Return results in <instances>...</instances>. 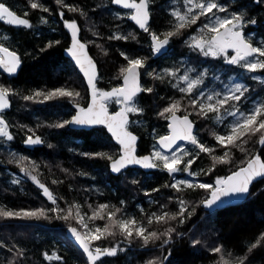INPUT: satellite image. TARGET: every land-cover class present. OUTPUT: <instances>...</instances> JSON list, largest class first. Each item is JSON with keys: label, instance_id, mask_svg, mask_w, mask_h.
<instances>
[{"label": "trees", "instance_id": "obj_1", "mask_svg": "<svg viewBox=\"0 0 264 264\" xmlns=\"http://www.w3.org/2000/svg\"><path fill=\"white\" fill-rule=\"evenodd\" d=\"M0 2L21 17L25 11L29 12L24 18L31 24L30 28H25L0 22V43L16 52L21 60L16 76L4 75L0 70V86L10 89L11 99L10 108L3 112V118L9 125V133L13 136L11 141L0 137V208L28 210L59 206L66 213L69 206L75 204L79 206V212L86 221L91 209L94 210L100 204H107L110 207L102 213L104 219L95 222L104 225L108 212L119 208L121 211L117 213L118 216L125 210L127 215L134 214L137 220H142L151 230L163 231L165 225L154 223L149 226L147 217L154 212L161 213L160 207L163 205L165 208L163 201L178 203L175 200L181 198L187 201L188 211L192 212L193 208L195 210L183 224L178 221L169 223V227L176 231L168 245L161 247V241H157L155 244L142 247V242L138 240L129 243L119 235L108 237L94 242V246L116 247L117 255L102 257L98 264H146L148 260L157 259L163 260V264H222L221 256L230 264H234L239 258H246L244 264H264L262 235L264 178L252 185L245 201L224 206L213 212L205 211L201 205V201L209 196V192L198 188H185L177 192L170 187H164L175 180H190L196 183L195 179H200L214 184L218 177H226L246 164L247 159L256 152L264 159V145L259 147L258 137H253L249 143L242 145L245 151L238 148L230 149L231 162L217 165L209 173L207 170L212 167L211 155L222 156L229 149L217 145L212 136V132L221 129H215V125H212L211 117L214 114L209 113L210 117L203 118L197 115L198 110L189 105V108H192L191 113L183 111L177 113L190 116L198 140L214 149L213 153H201L195 159L189 169L195 173L194 176L182 171L181 175L172 177L159 168L145 172L135 166L113 175L109 170L110 161L95 155L104 153L115 159L121 154L119 145L114 143L103 126L90 130L71 129L68 125L63 128L54 127L71 118L77 110V103L85 107L90 97L81 75L63 56L64 45L70 39L65 21L76 22L78 36L88 45L90 54L96 61L97 54L93 47L98 40L99 73L96 86L103 91H110L121 84L120 69L127 66V61L121 53L131 58L137 53H146L145 51L149 49L148 33L119 15L117 5H113L110 0H63L64 4L76 7L78 9L76 12L58 5L56 0H38L49 9L48 12L31 9L28 0ZM217 2L227 9L225 13L216 12L218 16L242 13L246 20L255 19L259 26L254 28L250 41L254 43L258 38V44H264V0H217ZM183 7V0H149L150 31L161 34L164 26L171 24L172 20L167 19L170 16V9L183 10ZM207 22V19L201 17L196 24L201 28ZM248 25L247 29L250 28V24ZM134 32L138 33V39L132 38ZM244 33L247 34L246 31ZM113 35L128 39H109ZM5 36L7 39H2ZM55 41L59 43L56 44ZM50 44L52 46H49ZM181 54L186 59H192L190 61L192 68L198 66V75L202 73V64L205 63L213 64L214 74L220 69H225L228 74L241 75L248 83L251 98L259 96L258 98L263 99L264 84L261 79L264 80V70L250 73L238 65H229L225 68L220 58L204 57L185 49ZM145 58L146 63L150 64L148 65L150 71L147 72L164 73L158 71L162 66V62L159 61L161 58L154 60L150 52ZM174 64L172 60L165 63L167 66ZM182 69L181 66V71ZM145 70L146 68L142 73L144 76L142 87L154 90L151 93L138 94L137 103L143 108V112L129 114L130 123L127 126L128 130L138 137V154L153 152L156 148V139L167 131V121L158 113L166 106L168 99H177L178 96L181 98L183 95L172 87L173 78L165 76L163 81L153 79L152 76L146 78ZM203 73L204 83L199 86L198 91L214 81L209 75L210 71ZM254 74L257 75L256 79H253ZM78 80L81 82L82 91L79 99L60 98L32 105L29 100L23 99V96L32 95L35 91L46 92L60 87L71 89ZM213 84L218 85L215 82ZM118 108L120 105L115 102L108 103V111L113 112ZM26 125L42 138L43 143L40 146L33 149L24 146L22 139L26 134H30ZM222 128L225 131L227 127ZM186 148L193 152L191 144H187ZM21 156L27 157V160L18 164L16 161ZM25 164H30L27 167L49 188L56 198V205L44 196L42 189L31 178L20 171ZM13 180H17L18 183L13 184ZM53 180L57 183H53ZM157 188L160 191L154 192L153 189ZM178 210L179 207L175 204V212ZM48 215L49 219L39 220L0 218V245H3L0 247V264H8L9 260H13V264H87L85 254L66 234L70 226L74 227L77 224L75 219L77 208H72V218L68 221L56 219V214L53 213ZM143 219H146V222ZM194 241H199V244H195ZM257 241H259L257 247L249 252L251 245ZM214 247H221L222 252L213 253L211 249ZM121 248L123 251H119ZM16 249L22 250L23 255L15 256ZM45 253L50 259L45 258ZM165 256L166 260L163 259Z\"/></svg>", "mask_w": 264, "mask_h": 264}, {"label": "snow or ice", "instance_id": "obj_2", "mask_svg": "<svg viewBox=\"0 0 264 264\" xmlns=\"http://www.w3.org/2000/svg\"><path fill=\"white\" fill-rule=\"evenodd\" d=\"M113 5L121 6L124 9L130 10L129 18L134 21L139 28L145 32H150L149 29V0H110ZM58 5L68 8L69 11L76 12L78 9L71 5L64 4L63 0H56ZM183 10L173 9L170 12L172 17L171 28L164 33L157 34L150 32L151 36V51L153 55L160 53L169 44L170 39L179 35L182 30L195 25L197 21L204 17L207 23L203 25L201 34L191 37L188 42V47L193 51L198 52L204 57L219 58L223 57L224 62L228 65H238L243 70L255 73L258 70H264V44L255 46L250 38H247L242 29L245 24H255L256 21L246 20L245 16L240 13H233L223 17L216 15V12L225 13L227 9L220 5L217 0H183ZM28 5L31 9H40L43 12H48L49 9L38 0H28ZM83 14V13H82ZM29 12L25 11L23 17L18 15L15 11L11 10L3 2H0V22L8 25L23 26L30 28L31 24L27 17ZM43 20V18H41ZM65 27L72 33V46L67 49L69 54L74 59L80 71L83 72L87 80L88 89L90 92V100L88 106L81 107L76 104L77 113L71 120L63 121L54 125L57 128H63L67 125H103L111 134L112 138L120 146L121 154L118 158H113L104 153H96L95 155L101 158L108 159L111 164V171L114 173L121 172L122 169L128 165H141L144 168H159L161 171L166 172L169 176H173L177 172H186L190 176L195 173L189 171L190 166L194 163L195 159L201 153L211 154L214 152L213 148L201 143L197 136L194 134L193 121L189 119L188 115L179 117L176 115L180 110L182 104L180 100L172 101L168 106L164 107L158 115L168 121V134L160 136L156 141L158 148H154L150 156L138 157L135 155V145L137 137L128 131V124L130 123L129 114L142 113L143 108L138 106L137 96L139 93L153 92V88H144L139 82L140 70L145 68L146 58L137 57L131 58L124 53V59L127 61V66L120 69V76L123 79L122 85L112 88L110 91H103L96 86V64L88 56L85 51L86 45L81 43L77 38L78 27L75 21L65 22ZM96 35V33H93ZM161 36L163 38H161ZM135 39V37H132ZM7 39V37H2ZM109 39H128L119 35L110 36ZM54 43L58 44L59 41ZM49 46H52L51 44ZM99 47V45H98ZM231 50L234 55H229ZM107 54V53H105ZM20 58L15 52L10 51L2 43H0V68L5 72L12 74L15 73L20 66ZM194 71V69H192ZM153 79L163 81L165 76L175 77L176 72L168 69L164 70L163 74H156L153 72L148 73ZM205 73H200L195 78H189L187 72L184 75L177 77L178 83L172 84L173 88L184 96L189 97L188 103L194 109L198 110L197 115L203 118H208L209 113L215 114V120L222 122L220 115L223 110L228 116L233 117L224 133L212 132V136L216 144L222 148L229 149L225 151L222 156L211 155L212 167L207 171L212 172L213 168L217 165H226L231 162L230 149L238 148L240 151H245L242 147L243 144L249 143L253 137H258L257 143L264 145V102L255 103L252 108L247 112H241L235 108L232 102H240L245 97L248 91L247 87L243 84L236 83L229 88L226 93L220 92L210 93L205 95L204 92L197 91L199 86L204 83L203 77ZM256 79V77H253ZM183 85V86H181ZM10 89L0 86V112H3L8 105V96ZM81 94L78 91H73L69 88L60 87L48 91H35L32 95H25L23 99L33 100L36 97H43L38 101H51L60 98L74 99ZM115 102L120 105L118 111L110 113L108 111V103ZM9 125L5 119L0 116V137L6 141L13 140V136L8 131ZM31 132L32 130L29 129ZM35 137V138H34ZM178 141H184L193 146V152H190L186 147L178 144ZM24 143L26 145H38L43 143L42 138L39 136L29 135ZM51 147V145H49ZM167 153V154H166ZM188 159H185V158ZM27 157H19L16 161L18 164L26 161ZM183 165V167H182ZM33 166V170H34ZM20 171L30 176L31 180L38 184L43 190V194L47 197L53 205L57 204L56 198L52 195L49 188L43 183H40L36 176L31 175V172L26 167H21ZM264 178V159L260 155H253L247 159L244 166H240L237 170L232 171L226 177H218L214 184L194 183L190 180H175L171 184H166L164 187H170L177 192L183 189L198 188L210 193L209 198L201 201L205 208H212L217 206L218 203L224 199H231L233 197H240L250 192L252 183L258 179ZM13 184L18 183L17 180L12 181ZM53 183L57 181L53 180ZM135 183V181H133ZM154 192H159L160 189H153ZM147 195V193H146ZM179 210L175 213L163 211L159 214L152 213L147 217V224L153 225L154 223L166 225L170 221H178L183 224L186 218H190L192 212L188 211L187 201L178 199ZM77 208V223L86 230L84 233L79 232L75 227H69L68 231L75 238L79 247L86 255L87 264H98L102 257H112L117 255L118 249L116 247L102 248L100 246L94 247V242L101 241L108 237H115L119 235L123 240L131 243L133 240H138L142 247H147L149 244H155L161 241V247L168 245L171 241L172 234L176 231L173 227H166L163 231H154L143 224H140L136 219L131 217L117 216L121 209L117 208L107 214V222L103 227L95 226L90 228L87 223H84V216L79 212L78 205H70L65 213V210L59 206L50 209L37 208L28 210H11L0 208V218L4 219H36L41 218L49 219V213L56 214L55 218L68 221L72 218V208ZM110 206L107 204L98 205L88 217L90 221L103 220L102 213ZM164 207L163 205L161 206ZM264 235V234H262ZM199 244V241H194ZM254 243L249 248V252L257 247ZM3 247V245H0ZM15 247V246H13ZM11 252L12 249H9ZM123 251V249H119ZM213 253H221V247H214L211 249ZM15 256H22L23 252L16 249ZM45 258L50 259L48 254L45 253ZM230 255V254H229ZM58 259V257H57ZM167 259V256L163 258ZM222 264H230L221 256ZM246 258H239L234 264H244ZM8 264H13V260H9ZM146 264H163V260H148Z\"/></svg>", "mask_w": 264, "mask_h": 264}, {"label": "flooded vegetation", "instance_id": "obj_3", "mask_svg": "<svg viewBox=\"0 0 264 264\" xmlns=\"http://www.w3.org/2000/svg\"><path fill=\"white\" fill-rule=\"evenodd\" d=\"M117 7H118V9H116L117 11H118V14L119 15H121V16H124L125 18H127L129 21H131L132 23H134L135 24V22L134 21H132L130 18H129V12H130V10H127V9H124V8H122L121 6H118L117 5ZM175 9H180V8H175ZM173 10V8L172 9H170V11H172ZM180 10H182V9H180ZM167 19L168 20H172V17H170V16H168L167 17ZM150 20V19H149ZM255 20V19H254ZM256 21V20H255ZM65 22H69V21H65ZM3 23V22H2ZM136 25V24H135ZM137 26V25H136ZM249 25L248 24H245V26H244V28L242 29V31H243V33H244V31H246L247 32V34H245L244 33V35L247 37V38H252L251 36H253V31H255L254 30V28L256 29L259 25H258V23L256 22L255 24H250V28L249 29H247V27H248ZM138 27V26H137ZM253 29H252V28ZM171 28V24H167L166 26H164V29H162L161 30V33H164L165 31H167V30H169ZM149 29H150V27H149ZM67 31H68V35H69V37H70V39L68 40V42H67V44L66 45H64V50H63V56L64 57H66L67 58V61L69 62V64H71L73 67H74V69H75V71H77L78 73H79V75H81V77H82V79H83V81L85 82V80H84V77H83V75L80 73V71L77 69V67H76V65L74 64V62L69 58V57H67V56H65V52H66V50L69 48V46H70V43H71V41H72V33H71V31L67 28ZM145 32V31H144ZM150 32H153V31H150ZM150 32H146V33H148V36H149V40H148V47H149V49L148 50H146L145 52L146 53H137L134 57H142V58H145V55L147 54V53H149L150 52V54L152 55V57H153V59L154 60H156V59H160L161 58V60H159V61H161L162 62V66L158 69V71L160 72V71H164L165 69H168V70H170V71H175L176 72V76L175 77H171V78H173V79H175V80H177V77H179V76H181V75H184L186 72H187V74H188V76H189V78H195L196 76H198V66L196 65L194 68H192V63L190 62V61H192V59H189V58H187L186 59V57L185 56H183L182 54H181V52L185 49V50H188V51H190V52H192V53H194V54H199L198 52H196V51H193L192 49H190L189 47H188V42H190V40H191V37H193V36H198L199 35V32H198V27H197V24H195V25H191L190 27H188V28H186V29H184V30H182V32L179 34V35H177V36H175V37H173V38H171L170 39V42H169V44L165 47V49H163L160 53H157V54H155V55H153V53H152V51H151V47H150V45H151V36H150ZM259 32V31H258ZM78 35H79V31H78ZM132 37L134 36L135 37V39H138L139 37H138V33H136V32H134V34H132L131 35ZM161 38H163L162 36H161ZM258 41H259V39L258 38H256V42H254L253 44L255 45V46H260L259 44H258ZM4 45V44H3ZM5 46V45H4ZM5 47H7V46H5ZM8 48V47H7ZM178 48V49H177ZM9 49V48H8ZM10 51H13V50H11V49H9ZM14 52V51H13ZM16 53V52H15ZM17 54V53H16ZM229 55H234V53L231 51V50H229ZM17 56L20 58V56L17 54ZM173 57H176V59H174ZM210 58H212V57H210ZM220 59H221V61H222V63L225 65V68L226 67H228L229 65L228 64H226L225 62H224V58L223 57H219ZM167 59V60H166ZM172 60V61H174V65H170V66H167V65H165V63H167V62H169L170 60ZM174 59V60H173ZM21 61V60H20ZM96 61V60H95ZM96 64H97V68H98V56H97V61H96ZM148 65H150L148 62L146 63V65H145V68H146V70H145V73L147 72V71H150V70H148ZM20 66H21V63H20ZM181 66H182V71H181ZM213 66V64L212 63H205V64H202V72H206V71H210V74L209 75H211L212 76V71L214 70V67H212ZM189 67H190V70H189ZM208 67V68H207ZM145 68H143V69H141L140 70V84H141V86H142V81L144 80V76H142V73L144 72V69ZM19 69H20V67H19ZM19 69H18V71H19ZM192 69H194V71H192ZM0 70H1V72H2V74H4V75H10V76H16L17 75V73H18V71H17V73L16 74H8V73H5L3 70H2V68H0ZM221 70H225V69H221ZM219 72H220V70H219ZM149 73V72H148ZM227 76V71L225 70V72L223 71V77H226ZM98 77V76H97ZM96 82H97V84H98V79L96 80ZM86 83V82H85ZM121 85V84H120ZM4 87V86H3ZM8 100H9V108H10V105H11V99H10V95L8 96ZM9 108L7 109V110H9ZM7 110H3V112H5V111H7ZM3 112H0V116H2L3 117ZM168 124V123H167ZM29 135H26L25 137H24V139H22V143L24 144V140L28 137ZM36 136V135H35ZM179 144H181V145H183L184 147H186V145L188 144V143H186V142H181V143H179ZM26 147V146H25ZM35 147H38V146H35ZM35 147H33V148H35ZM33 148H29V149H33ZM181 173H182V171L181 172H177V173H175L173 176H178V175H181Z\"/></svg>", "mask_w": 264, "mask_h": 264}, {"label": "rangeland", "instance_id": "obj_4", "mask_svg": "<svg viewBox=\"0 0 264 264\" xmlns=\"http://www.w3.org/2000/svg\"><path fill=\"white\" fill-rule=\"evenodd\" d=\"M222 17V16H221ZM204 25V24H203ZM202 25V26H203ZM202 26H201V28H202ZM201 28H199L198 27V30L199 29H201ZM199 32V35L201 34V30L200 31H198ZM79 37V36H78ZM80 38V37H79ZM93 49H94V51H95V53L97 54V56H98V40H96L95 41V44H94V47H93ZM96 56V57H97ZM134 58H136V57H134ZM95 60V59H94ZM223 71L225 72V70H221L220 69V72L218 71L216 74H214V73H212V77L214 78V81L213 82H215V83H217L218 85H215V84H213V82H212V84H209L208 86H204L202 89H200L199 91H197V95L199 94V92H204L205 93V95H207V94H210V93H215V92H220L221 94H224V93H226V91L229 89V88H231L234 84H236V83H239V84H243L244 86H246L247 87V89H248V83L244 80V79H242V76L241 75H239V74H228L227 73V76L226 77H223ZM247 72V71H246ZM245 72V73H246ZM145 77L146 78H149V75H148V72L145 74ZM151 77V76H150ZM254 77H257V75L256 74H254ZM258 79H260V77H258ZM77 80V79H76ZM261 81L263 82V84H264V80L263 79H261ZM173 84H175V83H178V80H173V82H172ZM181 86H183V85H181ZM71 90H73V91H78L80 94H81V82L78 80L77 82H74V85H73V87L71 88ZM81 96H82V94L77 98V97H75L74 99H79V98H81ZM261 96V95H260ZM259 96H256V97H254V98H251V95H250V92H246V94H245V97L244 98H242V100L240 101V102H232V103H234L235 104V108H233V109H231V110H236V109H239V111H241V112H247L250 108H252L253 107V105L255 104V103H259V102H264V96H263V99H260V98H258ZM182 98V97H181ZM180 98V96H178V98L176 99V98H171V99H168V101H166V106H168L172 101H174V100H180L181 101V104H182V106H181V108H180V110L179 111H177V112H180V111H183V112H188V113H191V111H192V108H189L190 106H189V104H188V99H189V97H186L185 99L183 98V99H181ZM43 99V97H36V98H34L33 100H29V102H30V104L32 105V104H42V103H40V102H38V101H40V100H42ZM44 102H46V101H44ZM43 102V103H44ZM165 106V107H166ZM164 108V107H163ZM163 108L161 109V110H163ZM181 115V114H180ZM220 115H221V117H222V122H217L216 120H215V114L211 117V122H212V125H215V129H217V128H221L220 130H216V131H218L217 133H224L225 131H223V128L222 127H227L230 123H232V121H233V117H231V116H228L223 110L221 111V113H220ZM208 117H210V116H208ZM167 121V120H166ZM168 123V122H167ZM26 127L28 128V129H30L31 127L29 126V125H26ZM33 133H35L34 132V130H32L31 132H30V134H26V135H33ZM166 134H168V129H167V131H166V133L164 134V135H166ZM35 135H37L36 133H35ZM209 147V146H208ZM156 148H158L157 147V144H156ZM167 154V153H166ZM24 164V163H23ZM30 164H25L24 165V167H26L30 172H31V175H33V176H37V175H35V174H33L34 172H32V170L30 169V168H28L27 166H29ZM27 175V174H26ZM29 178H30V176L29 175H27ZM172 177H174V176H172ZM37 178V180L39 181V179H38V177H36ZM196 180V183H206V184H212L210 181H204V180H200V179H195ZM40 182V181H39ZM41 183V182H40ZM38 185V184H37ZM43 191V190H42ZM43 193V192H42ZM53 195V194H52ZM45 196V195H44ZM46 197V196H45ZM47 198V197H46ZM178 199H181V198H178ZM178 199L177 200H175V201H177L178 202ZM203 201V200H202ZM163 202H165V203H163L164 205H165V208L163 207H160V209H162V211L161 212H163V211H168V212H171V213H174L175 212V204L176 205H178V207H179V204L178 203H169V202H171V201H163ZM202 205V204H201ZM92 212H93V210L91 209V211H90V213H89V215H88V217H90L91 215H92ZM122 215L121 216H123V217H131V218H134V219H136L137 220V218H135V216H134V214H129V215H127V213L125 212V210H123L122 212ZM118 216V215H117ZM75 219L77 220V219H79V217L78 216H75ZM86 220V219H85ZM143 220H145V222H146V219H143ZM98 221V220H97ZM140 224H143V225H145L144 223H143V221L141 220V221H139V220H137ZM77 222V221H76ZM84 223H87L88 225H89V227L90 228H93V230H94V227L95 226H100V227H103V224L102 223H99V222H95V221H90L88 218H87V220L86 221H84ZM169 223H171V221L169 222ZM169 223L168 224H166L165 225V227L164 228H166V227H169ZM146 226V225H145ZM79 232H81V233H84L86 230L81 226V224H79V223H77L75 226H74ZM164 230V229H163ZM95 247V246H94Z\"/></svg>", "mask_w": 264, "mask_h": 264}, {"label": "water", "instance_id": "obj_5", "mask_svg": "<svg viewBox=\"0 0 264 264\" xmlns=\"http://www.w3.org/2000/svg\"><path fill=\"white\" fill-rule=\"evenodd\" d=\"M136 24V23H135ZM137 25V24H136ZM138 26V25H137ZM139 27V26H138ZM141 29V28H140ZM142 30V29H141ZM77 38L80 40V42L81 43H84L85 45H86V48H85V51L87 52V54H88V56L93 60V62L96 64V61L94 60V58L92 57V55L90 54V51H89V48H88V45L85 43V42H83L79 37H78V33H77ZM72 46V41H71V43H70V46H69V48ZM68 48V49H69ZM17 55V54H16ZM65 56H67V57H69L73 62H74V64L76 65V63H75V61H74V59L72 58V56L69 54V52L66 50V52H65ZM20 67V66H19ZM19 67H18V69H19ZM76 67H77V69L80 71V69H79V67L76 65ZM18 69H17V71H18ZM3 70V69H2ZM4 71V70H3ZM17 71L15 72V73H12V74H16L17 73ZM5 72V71H4ZM5 73H7V72H5ZM80 73L83 75V77H84V74H83V72H81L80 71ZM98 73H99V70H98V68H97V64H96V76H98ZM9 74V73H8ZM84 80H85V82H86V85H87V88H88V84H87V80H86V78L84 77ZM139 82H140V77H139ZM122 83H123V79H122V82H121V85H122ZM89 90V89H88ZM89 100H90V97H89V99H88V102H89ZM88 102H87V105L85 106V108L88 106ZM8 105H9V100H8ZM9 108V106L6 108V109H4V110H7ZM119 110V108L116 110V111H118ZM116 111H113V112H110V113H114V112H116ZM76 113H77V110L74 112V114L71 116V118L73 117V116H75L76 115ZM176 115L177 116H179V117H182V116H184V115H180V114H178V113H176ZM71 118H70V120H71ZM189 119L192 121V119L190 118V116H189ZM168 122V121H167ZM194 124V123H193ZM71 129H76V130H90V129H94V128H96V127H98V126H103V125H68ZM105 129H106V131H107V128L105 127V126H103ZM167 129H168V124H167ZM129 131V130H128ZM169 131V130H168ZM129 132H131V131H129ZM107 133L110 135V137L112 138V136H111V134L107 131ZM132 133V135H134V136H136L137 137V135L135 134V133H133V132H131ZM167 135V134H166ZM36 136H39V135H36ZM40 137V136H39ZM35 138V137H34ZM112 140L114 141V143L115 144H117L116 143V141L112 138ZM157 140H158V138H157ZM156 140V141H157ZM137 142H138V137H137V140H136V145H135V148H136V151H135V155H137L138 157H144V156H150L151 154L150 153H145V154H138L137 153ZM181 142H184V141H178L177 143H181ZM41 144H38V145H26L25 143H24V146H26L27 148H33V147H35V146H40ZM118 145V144H117ZM263 145H260L259 144V147L261 148ZM120 147V146H119ZM157 147H158V145H157ZM121 152V151H120ZM259 155V153L258 152H256L254 155ZM119 157V156H118ZM117 157V158H118ZM262 158V157H261ZM110 164H111V162L109 163V170H110V172L113 174V175H118L119 173H114V172H112L111 171V167H110ZM245 165V164H244ZM243 165V166H244ZM132 166H135V167H138V168H140V169H142L143 171H145V172H149V171H152V170H155L156 168H144V167H142L141 165H138V164H136V165H128L126 168H124V169H127V168H129V167H132ZM123 170V169H122ZM121 170V171H122ZM237 170V169H236ZM231 173H229L228 175H230ZM227 175V176H228ZM259 179H261V178H258V179H256L253 183H252V185L256 182V181H258ZM252 185H251V187H252ZM251 187H250V189H251ZM209 196H210V194H209ZM209 196L207 197V198H209ZM248 196H249V193L248 194H245L244 196H240V197H233V198H231V199H224L222 202H220V203H218V205L217 206H214V207H212V208H205L203 205H202V208L205 210V211H208V212H213V211H215V210H217V209H219V208H222V207H224V206H227V205H232V204H239V203H242L243 201H245L247 198H248ZM66 234H67V236L71 239V240H73V242L75 243V245L78 247V249H80L82 252H83V250L79 247V245H78V243L75 241V238L71 235V233L68 231V229L66 230ZM86 256V255H85Z\"/></svg>", "mask_w": 264, "mask_h": 264}]
</instances>
